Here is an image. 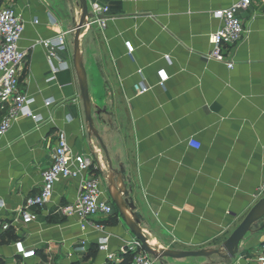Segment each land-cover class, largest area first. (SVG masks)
Masks as SVG:
<instances>
[{
    "label": "crops",
    "instance_id": "0c3cea01",
    "mask_svg": "<svg viewBox=\"0 0 264 264\" xmlns=\"http://www.w3.org/2000/svg\"><path fill=\"white\" fill-rule=\"evenodd\" d=\"M108 6V27L84 28L81 53L88 75L95 129L124 183L141 229L155 249L178 252L221 250L260 199L264 185V3L255 0L238 16L250 28L247 39L226 52L235 66L208 61L212 36L222 22L215 12L241 0H87ZM9 0H0V5ZM25 24L20 48L28 58L21 91L34 100V114L20 117L0 137V260L19 264L15 243L34 248L28 264H121V250L134 238L112 200L111 171L104 150L90 134L74 64L73 31L83 12L78 0H11ZM66 33L67 51L56 50L53 74L48 50L37 42ZM135 52L127 54L125 42ZM169 58V59H168ZM169 80L161 86L158 71ZM149 90L137 94L135 87ZM51 101L47 105V101ZM6 111L0 109V122ZM74 154L92 157L100 169L102 199L114 214L96 219L105 232L83 231L77 216L60 207L75 203L79 180L56 185L52 202L34 209L37 220L19 216L38 194L42 174L53 164L59 132ZM195 140L200 148L190 147ZM98 141V142H97ZM103 151V152H102ZM116 180V179H115ZM2 204V205H1ZM117 218V224L110 221ZM262 229L249 234L231 263L224 256L164 258L156 264H258ZM109 236V261L99 239ZM132 256V255H131ZM18 262V263H17Z\"/></svg>",
    "mask_w": 264,
    "mask_h": 264
},
{
    "label": "built area",
    "instance_id": "2783aa9c",
    "mask_svg": "<svg viewBox=\"0 0 264 264\" xmlns=\"http://www.w3.org/2000/svg\"><path fill=\"white\" fill-rule=\"evenodd\" d=\"M254 1L241 0L230 8L215 12L214 15L222 22V26L212 36L213 50L204 55L206 60L224 63L229 69L234 68L235 62L233 59H228L226 52L235 49L250 35V28L245 25L238 13L240 10H247ZM261 1L264 3V0ZM91 13L94 17L84 28L96 25L100 30H105L108 27V19L105 16L109 13V7L93 5ZM24 31L25 24L15 8L6 7L0 11V109L6 111L0 122V137L5 136L13 123L20 117H30L38 124L42 121L31 109L34 100L24 94L20 88V73L28 58V53L20 48ZM37 45L48 50L53 74H56L60 68L66 67L63 62H60L59 67L53 63V60L57 59L56 50H68L66 33H61L55 38L40 40ZM125 48L127 54L133 56L135 48L131 41L125 42ZM158 79L161 86H164L169 80L165 69L158 71ZM135 89L137 94H141L148 91L149 87L141 84ZM50 104L51 101H47V105ZM189 146L200 148L195 140H190ZM98 169L100 166L92 157L74 154L69 145L67 134L63 131L59 132L53 164L42 174L43 184L40 192L28 197L20 210L19 216L22 222L31 224L37 220L34 209L44 208L52 202L57 184L66 180H79L77 200L73 204L60 207L59 210L66 216H77L83 231L91 227L97 232L104 233L105 226L97 223L96 219L113 215L114 208L108 201L102 199L101 180L94 174ZM263 197L264 185L255 194L256 199ZM109 241V236L100 238L99 250L107 254L109 261H118L119 257L110 252ZM15 250L18 262L21 264H28V261L37 257L36 250L26 247L23 241L15 243ZM121 253L123 255L131 254L133 264H156L155 259L146 253L142 243L135 237L126 241ZM257 262L264 264V246L257 257Z\"/></svg>",
    "mask_w": 264,
    "mask_h": 264
},
{
    "label": "water",
    "instance_id": "95a60500",
    "mask_svg": "<svg viewBox=\"0 0 264 264\" xmlns=\"http://www.w3.org/2000/svg\"><path fill=\"white\" fill-rule=\"evenodd\" d=\"M83 12L82 19L75 29L74 39V64L78 74L80 90L83 100V107L85 119L89 127L90 134L94 136L100 143L105 152L106 159L109 163L111 171L110 189L112 200L118 210L120 217L125 222L130 232L138 239L144 250L148 255L155 260H162L164 258L180 259L185 257H210L213 254L224 256L231 263L240 254V249L243 241L249 234H253L262 229L261 224L264 222V197L261 198L252 210L247 214L243 222L233 232L230 238L224 242L221 250L215 251H192V252H178L165 249H155L149 242L147 237L143 234L141 229L142 216L136 212V206L130 198V193L124 183L125 170L123 167L114 169L109 155V152L94 126V118L92 114V101L90 97V89L88 83L87 70L85 68L82 53H81V36L82 30L94 17L90 12L87 0H78ZM116 179V180H115ZM130 212V215L128 214Z\"/></svg>",
    "mask_w": 264,
    "mask_h": 264
},
{
    "label": "rangeland",
    "instance_id": "374dc122",
    "mask_svg": "<svg viewBox=\"0 0 264 264\" xmlns=\"http://www.w3.org/2000/svg\"><path fill=\"white\" fill-rule=\"evenodd\" d=\"M79 2V1H78ZM11 0H9V3L5 4V2H3L1 5H0V11L6 7H11ZM83 37V36H82ZM73 38L75 39V31H73ZM98 142V141H97ZM99 144V142H98ZM103 152V151H102ZM19 264H21V262H19ZM74 264H89V263H85L83 260L79 259L78 261H76ZM131 264H133V256H132V259H131Z\"/></svg>",
    "mask_w": 264,
    "mask_h": 264
},
{
    "label": "trees",
    "instance_id": "16d2710c",
    "mask_svg": "<svg viewBox=\"0 0 264 264\" xmlns=\"http://www.w3.org/2000/svg\"><path fill=\"white\" fill-rule=\"evenodd\" d=\"M110 223H111V225L117 224V218H113L110 221ZM131 259H132V256L131 255L126 256L121 264H131ZM0 264H4L3 261L0 260Z\"/></svg>",
    "mask_w": 264,
    "mask_h": 264
},
{
    "label": "bare ground",
    "instance_id": "6f19581e",
    "mask_svg": "<svg viewBox=\"0 0 264 264\" xmlns=\"http://www.w3.org/2000/svg\"><path fill=\"white\" fill-rule=\"evenodd\" d=\"M128 214L130 215V212L128 211Z\"/></svg>",
    "mask_w": 264,
    "mask_h": 264
}]
</instances>
